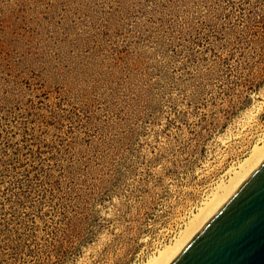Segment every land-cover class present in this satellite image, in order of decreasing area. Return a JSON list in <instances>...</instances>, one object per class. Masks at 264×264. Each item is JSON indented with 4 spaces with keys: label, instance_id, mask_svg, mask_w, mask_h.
Instances as JSON below:
<instances>
[{
    "label": "rangeland",
    "instance_id": "obj_1",
    "mask_svg": "<svg viewBox=\"0 0 264 264\" xmlns=\"http://www.w3.org/2000/svg\"><path fill=\"white\" fill-rule=\"evenodd\" d=\"M263 134L264 0H0V264H144Z\"/></svg>",
    "mask_w": 264,
    "mask_h": 264
},
{
    "label": "water",
    "instance_id": "obj_2",
    "mask_svg": "<svg viewBox=\"0 0 264 264\" xmlns=\"http://www.w3.org/2000/svg\"><path fill=\"white\" fill-rule=\"evenodd\" d=\"M170 264H264V161Z\"/></svg>",
    "mask_w": 264,
    "mask_h": 264
},
{
    "label": "bare ground",
    "instance_id": "obj_3",
    "mask_svg": "<svg viewBox=\"0 0 264 264\" xmlns=\"http://www.w3.org/2000/svg\"><path fill=\"white\" fill-rule=\"evenodd\" d=\"M264 135V134H263ZM249 156L235 167L229 168L227 180L215 184L208 195L190 214L182 229L169 245L149 258L144 264H170L210 218L236 192L250 174L264 161V136L258 139ZM226 176V175H225ZM222 180V179H221ZM224 180V179H223Z\"/></svg>",
    "mask_w": 264,
    "mask_h": 264
}]
</instances>
